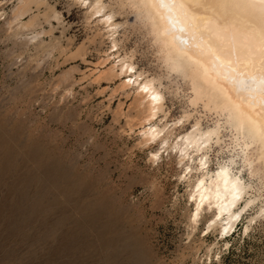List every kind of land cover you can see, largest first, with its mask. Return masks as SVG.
Instances as JSON below:
<instances>
[{
	"label": "rangeland",
	"instance_id": "obj_1",
	"mask_svg": "<svg viewBox=\"0 0 264 264\" xmlns=\"http://www.w3.org/2000/svg\"><path fill=\"white\" fill-rule=\"evenodd\" d=\"M26 1L0 0V264H264V167L249 174L231 133L211 168L234 157L256 201L230 233L210 226L212 211L194 222V179L175 153L154 160L161 145L142 141L134 88L107 73L119 57L162 84L156 122L184 119L172 140L218 116L189 103L190 85L133 10L105 0L122 25L115 53L83 4Z\"/></svg>",
	"mask_w": 264,
	"mask_h": 264
},
{
	"label": "bare ground",
	"instance_id": "obj_2",
	"mask_svg": "<svg viewBox=\"0 0 264 264\" xmlns=\"http://www.w3.org/2000/svg\"><path fill=\"white\" fill-rule=\"evenodd\" d=\"M74 1L86 6L87 16L106 27L116 48L113 51L118 53L116 33L122 25L116 22L115 11L119 10L105 0ZM115 1L119 9L133 10L153 35L169 72L190 85L189 103L202 104L217 114L212 127L203 128L196 119L191 130L172 140L184 119L163 126L156 122L167 110L162 84L137 72L128 57H119L107 70L109 76H123L124 88H134L143 113L139 135L147 145H161L152 158L160 159L162 150H169L185 167V177L194 179L190 194L196 205L194 222L202 212L212 211L210 226L232 232L256 198L246 200L252 186L235 158L218 162L214 170L210 151L214 144H221L226 131L234 148H241L243 167L251 176L264 167V0Z\"/></svg>",
	"mask_w": 264,
	"mask_h": 264
}]
</instances>
